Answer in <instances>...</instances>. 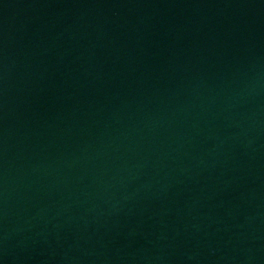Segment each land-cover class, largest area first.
<instances>
[{
  "label": "water",
  "instance_id": "95a60500",
  "mask_svg": "<svg viewBox=\"0 0 264 264\" xmlns=\"http://www.w3.org/2000/svg\"><path fill=\"white\" fill-rule=\"evenodd\" d=\"M0 264H264V0H0Z\"/></svg>",
  "mask_w": 264,
  "mask_h": 264
}]
</instances>
